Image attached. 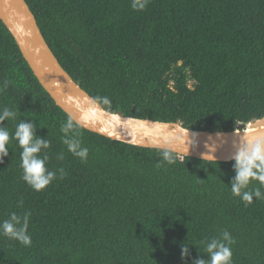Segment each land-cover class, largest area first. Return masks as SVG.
I'll return each instance as SVG.
<instances>
[{"label": "trees", "instance_id": "16d2710c", "mask_svg": "<svg viewBox=\"0 0 264 264\" xmlns=\"http://www.w3.org/2000/svg\"><path fill=\"white\" fill-rule=\"evenodd\" d=\"M25 1L62 67L109 111L200 130H233L264 115V0H149L142 11L132 0ZM5 106L16 118L0 126L14 134L20 119L31 121L51 141L43 153L56 178L34 191L10 140L0 222L29 212L31 244L0 234V264H191L208 259L206 241L224 230L235 241L232 264H264V198L232 194L234 159L171 151L169 164L166 149L85 129L40 85L0 20ZM69 119V138L88 149L84 160L62 142ZM254 188L264 193L259 181ZM182 243L193 245L183 260Z\"/></svg>", "mask_w": 264, "mask_h": 264}, {"label": "water", "instance_id": "95a60500", "mask_svg": "<svg viewBox=\"0 0 264 264\" xmlns=\"http://www.w3.org/2000/svg\"><path fill=\"white\" fill-rule=\"evenodd\" d=\"M0 20L12 35L33 75L69 117L80 126L111 139L161 149L182 156L234 159L243 137L264 138V115L233 130H200L184 127L180 121H161L124 115L105 109L62 67L46 42L35 15L25 0H0ZM195 133L194 144L188 145ZM188 148V151H187ZM187 154L185 155V153Z\"/></svg>", "mask_w": 264, "mask_h": 264}, {"label": "clouds", "instance_id": "9594fccd", "mask_svg": "<svg viewBox=\"0 0 264 264\" xmlns=\"http://www.w3.org/2000/svg\"><path fill=\"white\" fill-rule=\"evenodd\" d=\"M148 2L149 0H132L131 6L134 10L142 11ZM6 87L7 82L4 83V88ZM103 103L109 104L110 101L104 98ZM14 118H16V112L9 107L5 106L0 111V122ZM36 127L31 121L20 119L13 134L7 130L6 126H0V163H3V158L9 154L7 145L10 140L15 139L21 149L22 179L34 191H42L56 178V172L48 170L46 164L49 157L47 153H43V150L50 147L51 141L38 137ZM73 128L74 125L71 119L61 126V132L64 133L62 142L67 146L69 152L84 160L88 155V149L81 146L80 140L75 135L69 138V133L72 132ZM187 135L188 145L194 144L196 134L192 133L191 139L189 138V132ZM58 158L63 159V155L61 154ZM205 158L214 159L213 156L207 154L204 156ZM163 160L169 164L175 163L170 149L163 151ZM234 160L235 176L231 181L232 194L241 197L247 203H252L254 197L264 198V193L261 192L260 188L247 190L253 180L259 181L261 186H264V138L259 136L243 137V142L238 147ZM57 171L60 173V178H63L65 175L63 169ZM30 215L29 212H26L23 216H18L15 212L11 213L8 219L0 222V234L25 246L30 245L31 237L27 234ZM234 243L231 234L224 230L219 236H214L206 241L203 251L208 254V259L197 258L191 264H232L231 245ZM190 246L193 245L181 244L182 260L190 256Z\"/></svg>", "mask_w": 264, "mask_h": 264}, {"label": "rangeland", "instance_id": "374dc122", "mask_svg": "<svg viewBox=\"0 0 264 264\" xmlns=\"http://www.w3.org/2000/svg\"><path fill=\"white\" fill-rule=\"evenodd\" d=\"M191 83V81H189V84Z\"/></svg>", "mask_w": 264, "mask_h": 264}]
</instances>
